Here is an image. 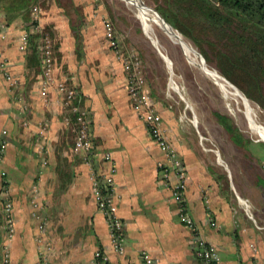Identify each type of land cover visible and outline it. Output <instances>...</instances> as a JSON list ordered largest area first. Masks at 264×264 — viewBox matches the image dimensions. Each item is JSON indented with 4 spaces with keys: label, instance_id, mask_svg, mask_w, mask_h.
<instances>
[{
    "label": "crops",
    "instance_id": "crops-1",
    "mask_svg": "<svg viewBox=\"0 0 264 264\" xmlns=\"http://www.w3.org/2000/svg\"><path fill=\"white\" fill-rule=\"evenodd\" d=\"M105 12L100 0H48L39 18V29L51 35L54 78L82 95L80 107L89 118L94 146L95 157H90L73 150L72 132L63 122L68 112L55 87L44 84L40 37L30 26L31 14L0 11V55L11 77L0 72V143L6 141L0 157V256L8 252L9 264H90L95 250L104 251L109 264H142L141 251L159 264L197 263L193 230L179 221L169 188L157 181L160 151L132 109L126 73L105 45ZM24 32L30 45L21 51ZM144 79L185 168L188 211L198 233L218 252V264H264V196L248 199V215L242 199L224 193L194 140L179 129ZM256 151L257 185L264 191V147ZM105 152L117 168L123 255L112 249L106 220L91 195L90 176L103 170ZM4 197L12 203L10 240L2 217Z\"/></svg>",
    "mask_w": 264,
    "mask_h": 264
},
{
    "label": "rangeland",
    "instance_id": "rangeland-1",
    "mask_svg": "<svg viewBox=\"0 0 264 264\" xmlns=\"http://www.w3.org/2000/svg\"><path fill=\"white\" fill-rule=\"evenodd\" d=\"M47 1L38 0L35 6L42 10ZM100 1L106 11L104 18L113 23L122 47L133 50L139 59L152 94L173 119L178 120L182 127L179 129H184L190 140H194L223 192L242 199L243 211L250 215L252 206L249 200L255 197L259 201L264 196V191L257 185L256 151L258 146L264 147V136L256 134L252 127L258 126L264 134V41L258 33L246 31L242 26L226 35L225 50L240 64V68L231 69L230 77H226L215 60L217 50L206 46L204 38L197 35L201 44L196 45L165 21L156 9L157 3L140 0L144 6L156 11L197 52L202 65L216 71L245 97L250 104V113H247L248 108L242 99L233 95L231 88H221V81L206 74L195 56L186 55L183 48L157 24V19H152L155 23L149 19L146 30L139 18V10L127 0ZM46 35L51 36L49 32ZM214 39L209 37L210 41ZM248 44L252 47H246ZM220 116L229 120L226 124L231 131L224 127ZM1 263L9 264L8 252L0 256Z\"/></svg>",
    "mask_w": 264,
    "mask_h": 264
},
{
    "label": "built area",
    "instance_id": "built-area-1",
    "mask_svg": "<svg viewBox=\"0 0 264 264\" xmlns=\"http://www.w3.org/2000/svg\"><path fill=\"white\" fill-rule=\"evenodd\" d=\"M40 10L33 9L32 26L37 32L39 29ZM104 29V41L109 50L113 52L115 59L120 63L126 73V92L131 99L132 109L138 118L144 123L147 133L160 151L161 159L157 162V181L161 185L169 188L173 203L177 207L179 221L187 228L193 230L194 242L192 251L197 259L196 264H218L219 254L216 249L208 243L197 231L195 221L188 211L186 203V173L182 160L169 140L162 123L160 113L154 107V101L146 91L145 79L141 71L139 59L133 50L122 47L120 37L116 33L113 23L107 19L101 20ZM0 26L4 23L0 21ZM30 45L28 32H24L19 38V49L26 51ZM39 56L41 75L45 85L54 86L60 103L66 108L67 114L63 117V122L67 125L73 136V150L89 154L95 157L94 146L91 141L89 131V118L87 113L80 107L82 95L76 88L62 81H57L53 75V43L52 39L44 34L40 38ZM0 72L11 79L7 69V60L0 55ZM5 134V131L2 132ZM6 148V141L1 140L0 157ZM103 170L92 172L91 195L95 202L96 209L100 211L107 223L112 249L123 255L125 247V223L118 215L119 196L115 191V174L117 171L114 158L109 152L102 154ZM36 193L37 190L34 189ZM6 193V192H5ZM202 199L207 203L208 196L202 191ZM37 205V204H36ZM3 220L6 230V238L10 240L14 234V221L12 216V203L4 197ZM210 225L216 226L215 221L210 217ZM42 228V226H40ZM142 264H159L158 259L145 251L139 254ZM7 261V260H6ZM90 264H109L107 254L102 250H95L92 254Z\"/></svg>",
    "mask_w": 264,
    "mask_h": 264
},
{
    "label": "trees",
    "instance_id": "trees-1",
    "mask_svg": "<svg viewBox=\"0 0 264 264\" xmlns=\"http://www.w3.org/2000/svg\"><path fill=\"white\" fill-rule=\"evenodd\" d=\"M150 1L157 3L156 9L161 16L184 37L200 45L201 41L198 38L200 36L204 38L206 46L214 47L218 53L215 58L218 68L226 77H230L231 69L240 68L238 61L225 50L226 35L233 32L235 27L242 26L246 31L258 33L257 35L264 41V0ZM37 2L38 0H0V11L31 14L32 21L33 9L36 8ZM46 33L48 31L44 29L35 36L41 38ZM209 37L215 38V41H210ZM246 47L252 45L248 44ZM255 56L256 54L251 57ZM243 71L245 72L244 69ZM219 118L224 127L231 131L226 124L229 120L221 116Z\"/></svg>",
    "mask_w": 264,
    "mask_h": 264
},
{
    "label": "bare ground",
    "instance_id": "bare-ground-1",
    "mask_svg": "<svg viewBox=\"0 0 264 264\" xmlns=\"http://www.w3.org/2000/svg\"><path fill=\"white\" fill-rule=\"evenodd\" d=\"M131 5H133L134 7H136L137 11L139 10L140 14H139V18L140 20L142 21L143 23V26L144 28L147 30L148 28V20L151 19H157L159 22H157V24L163 28L166 32H168L170 38L174 39L184 50L185 54L186 55H189V54H192L193 56H195V58L197 59V61L199 62V66L204 70V72L208 75H210L212 77V79H215L216 81H221V88H223L225 90L226 87H229L233 90L232 94L235 95L237 98H241L242 99V103L245 107H247V113H250V107H249V103L247 102V100L245 99V97H243L239 92L238 90L233 86L231 85L228 81H226L222 76H220L219 74H217L216 71H211L209 70L206 66L202 65L200 63V61L198 60L197 58V54L195 52L194 49H191L187 43H185V41H183L181 39V37L179 36L178 33H176L175 31H173L170 26H164V24L161 22V20L153 13V11L151 12L150 9H148L147 7H144L142 2L140 0H127ZM155 20H153L152 22L155 23ZM150 27V26H149ZM191 59V58H190ZM196 61V62H197ZM204 73V74H205ZM209 77V76H208ZM231 94V95H232ZM249 117V115H248ZM254 128V132L256 134H260V135H263L264 134L262 133V130L256 126H252Z\"/></svg>",
    "mask_w": 264,
    "mask_h": 264
},
{
    "label": "water",
    "instance_id": "water-1",
    "mask_svg": "<svg viewBox=\"0 0 264 264\" xmlns=\"http://www.w3.org/2000/svg\"><path fill=\"white\" fill-rule=\"evenodd\" d=\"M144 6V5H143ZM146 7V6H144ZM148 8V7H147ZM150 9V8H148ZM151 11H153V13L161 20V22L164 24V26H168V24L164 21V19L162 17H160V15H158V13L152 9H150ZM164 30V29H163ZM168 33V32H167ZM197 53V52H196Z\"/></svg>",
    "mask_w": 264,
    "mask_h": 264
}]
</instances>
